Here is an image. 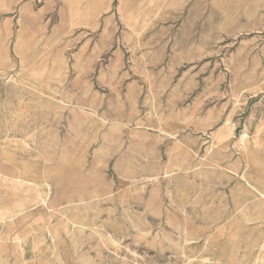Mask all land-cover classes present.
Masks as SVG:
<instances>
[{
	"label": "rangeland",
	"instance_id": "1",
	"mask_svg": "<svg viewBox=\"0 0 264 264\" xmlns=\"http://www.w3.org/2000/svg\"><path fill=\"white\" fill-rule=\"evenodd\" d=\"M0 171V264H264V0H0Z\"/></svg>",
	"mask_w": 264,
	"mask_h": 264
},
{
	"label": "bare ground",
	"instance_id": "2",
	"mask_svg": "<svg viewBox=\"0 0 264 264\" xmlns=\"http://www.w3.org/2000/svg\"><path fill=\"white\" fill-rule=\"evenodd\" d=\"M35 74L36 73H34V75ZM0 174H1V171H0ZM17 179L18 180H23V181H31V179L28 176H26V175L25 176H19V177H17ZM18 192H20V191H18ZM10 195L12 196L13 200L14 201L16 200V201H15V204L14 205H5L4 204V206H5L6 209H5L4 212H0V225L1 226L4 225V224H6L8 221H10L12 218H14L20 212H26V213L29 212V211H27V209H29V206H30V204H29L28 201L21 200L20 199L21 197H18L17 198V194L16 193H12ZM39 199L41 200V202H46V200H44L42 196H40ZM50 231L52 232V230H50ZM21 264H25L24 261L21 262ZM224 264H226V263H224Z\"/></svg>",
	"mask_w": 264,
	"mask_h": 264
},
{
	"label": "crops",
	"instance_id": "3",
	"mask_svg": "<svg viewBox=\"0 0 264 264\" xmlns=\"http://www.w3.org/2000/svg\"><path fill=\"white\" fill-rule=\"evenodd\" d=\"M3 261L2 264H12L13 262L7 257V255H2Z\"/></svg>",
	"mask_w": 264,
	"mask_h": 264
}]
</instances>
